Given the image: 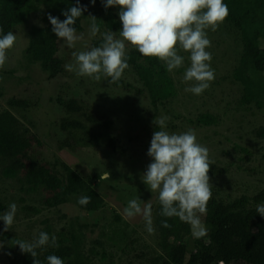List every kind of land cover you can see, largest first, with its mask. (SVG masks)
Wrapping results in <instances>:
<instances>
[{
  "label": "trees",
  "instance_id": "1",
  "mask_svg": "<svg viewBox=\"0 0 264 264\" xmlns=\"http://www.w3.org/2000/svg\"><path fill=\"white\" fill-rule=\"evenodd\" d=\"M88 1L79 0L82 6L87 7V11L74 25L77 34L83 32V24L92 15ZM75 3L76 0H0V27L3 28V34L8 31L15 33L27 30L29 43L25 49V58L30 65H39L51 79L63 76L67 71L64 68L66 60L60 55V40L52 32V25L47 17L51 14L63 21L65 17L62 11ZM224 3L228 6L229 14L219 26L240 50L228 80L241 91L237 102L239 106L246 109L257 107L261 110L264 108V0H224ZM42 7L47 11L45 17L40 19V22L46 23L45 26L32 23ZM118 12L117 7L105 10L102 5L92 16L98 19L101 30L118 34L122 27ZM101 42L95 41V45L98 46ZM126 52L129 63L127 72L130 73L133 83L139 84L141 88L121 81L116 86L132 89L147 99L155 115H161L162 112L170 114V106L179 93L171 73L166 70L163 62L154 57H142L130 45ZM63 93L60 90L55 99L64 112V116L56 123L61 134L57 143L59 151L72 154L87 150L114 152V120L102 116L85 100L65 98ZM6 107L0 112V181L15 182L17 187L20 186L19 191L26 195L40 194L38 204L41 207L24 204L27 199L20 197L18 202L23 205H17L18 214L32 220L43 210L59 209L66 205H72L77 212L59 231L54 229L49 220L43 221L44 226L40 232H47L49 236L55 235L59 247L45 246L37 249V259L46 264L47 256L56 255L64 264H95L99 253L93 247L87 248V235L84 231L87 225L83 221H87L88 216L104 207V198L95 187L98 177L83 176L64 159H44L41 152L45 143L35 132V124L26 116L33 108L30 100L10 97L6 101ZM195 123L198 126L216 125L219 117L203 113L197 117ZM255 135L264 139V127L255 131ZM242 151L245 152L246 149L242 148ZM210 161V180L222 179L230 173L231 164L221 165ZM81 196L91 197V202L81 206L77 202ZM5 200L3 202L0 199V214L13 203V196ZM260 202H264V189L255 191L253 195H249V190H246L234 197L224 195L220 188L212 186V197L207 204L206 215L201 217L207 228V235L195 239L191 236L189 225L179 218L159 215L161 206L157 200L152 206L158 252L149 254L148 258H145L148 254L141 252L135 260L132 259L126 264H219L220 261L224 264H264V217L256 212V205ZM165 219L171 224V228L161 226V221ZM119 220L116 217V221ZM1 224L2 221L0 242L3 247H0V264H33L29 254H22L18 246L10 243L13 239L27 240L10 231L3 232ZM127 227L130 226L126 224L123 229H117L110 225V236L106 231L101 233L108 237V241L96 242L102 247L100 261L105 262L108 259L109 253L104 249L105 245L118 248L122 244L125 249L134 250L132 246L136 240L130 239V234L125 229ZM28 228L31 230L33 226Z\"/></svg>",
  "mask_w": 264,
  "mask_h": 264
},
{
  "label": "rangeland",
  "instance_id": "2",
  "mask_svg": "<svg viewBox=\"0 0 264 264\" xmlns=\"http://www.w3.org/2000/svg\"><path fill=\"white\" fill-rule=\"evenodd\" d=\"M91 13L102 7V0H89ZM45 7L32 19V23L45 26L46 23L40 19L46 15ZM90 20L83 24L84 39L77 41L74 48H68L59 42L60 55L66 63H72L73 51H87L96 46L95 41H102L101 30L95 37L89 36ZM211 41V47L206 49L212 55L211 67L215 71V79L210 87L201 95L186 93L185 87L193 82L184 83L183 74L190 66L188 56L190 53L183 50L179 54L185 57L184 65L171 73L178 89V97L170 106L171 113L162 112L155 115L150 103L142 96H139L132 89H124L116 86V83H109V78L101 77L99 81L76 75L69 72L55 79L49 78L39 65H30L25 58V49L29 39L27 30H20L14 34L17 36L14 46L7 51V62L0 69V112L6 109V101L10 97H19L30 100L33 108L26 113L27 119L35 124V132L45 143L43 151L44 159L50 161L58 157L69 162L83 176H97L95 187L103 196L104 207L92 216L83 221L87 228H84L87 238V248L93 247L100 253L102 247L96 244L108 241V237L101 233L106 231L111 235L109 226L123 229L130 234L131 240H136L132 246L134 250L124 248L121 244L118 248L105 245L109 253L105 262L99 258L95 264H126L135 260L141 252L155 254L158 252L155 233L149 234L145 230L142 217L126 218L123 209L131 199L140 197L147 202L151 199L154 205L158 198L157 193L150 192L147 186L141 181V175L146 171L147 166L152 162L147 155L150 147L152 134L159 130L152 122L162 115L170 117L166 122L169 132H184L189 128L194 129L197 134V142L209 149V159L221 165L231 164L230 173L226 177L210 180L212 186L221 189L224 195L239 196L246 190L249 195L255 191L264 189V139L255 135V131L264 127V108L257 107L246 109L237 104L241 97V91L236 84H232L228 77L235 67L238 59L239 49L235 47L231 38L221 26L215 31L206 30ZM80 33H78L79 35ZM118 36V34H117ZM99 46V45H98ZM264 48V42L262 43ZM124 84L141 86L133 83L131 75L125 70L120 80ZM60 90H63V97L81 98L88 102L102 116L111 118L115 122L112 135L116 139L115 151L87 150L76 153L60 152L57 143L60 139L59 129L56 123L64 116V112L58 106L56 98ZM254 106V105H252ZM210 113L219 117V123L211 126H198L195 120L200 114ZM245 148L246 151H242ZM42 150V149H41ZM109 179H101L105 174ZM20 186L15 182L7 180L0 181V199L4 202L6 198L13 196V203L21 206L18 202L20 197L27 199L24 204H38L40 194H28L19 191ZM15 199V201H14ZM37 200V202H36ZM41 207V206H40ZM17 214L9 231L15 235L32 241L37 237L43 228V221L49 220L56 231L67 225L71 216L77 212L72 205H66L59 209H46L38 217L32 220L25 219L22 214ZM18 215V216H17ZM119 217V222L116 221ZM33 228L29 230L28 226ZM102 226V228H101ZM1 227H4L3 221ZM2 230V229H0ZM117 243L120 242L118 241ZM122 247V248H121ZM123 249H125L123 253ZM112 254V255H111Z\"/></svg>",
  "mask_w": 264,
  "mask_h": 264
},
{
  "label": "clouds",
  "instance_id": "3",
  "mask_svg": "<svg viewBox=\"0 0 264 264\" xmlns=\"http://www.w3.org/2000/svg\"><path fill=\"white\" fill-rule=\"evenodd\" d=\"M92 3L94 5L95 0ZM102 3L105 10L119 8L117 14L122 27L118 36L117 32L106 31L102 34L99 46L87 51H73V62L64 65L66 71L97 81L103 76L109 78V83L115 84L129 68L128 45L142 57H154L163 62L169 73L184 65L185 57L179 54L183 50L190 53V66L186 68L182 81L193 82L184 91L199 96L210 87L215 79V71L211 67L212 55L206 50L211 47L206 30L215 31L227 18L229 9L224 0H102ZM86 11L87 7L76 0L74 6L62 11L65 17L63 21L48 15L52 32L66 47L74 48L77 41L84 39V33L78 35L74 25ZM87 18L91 22L88 34L95 37L101 32L98 19L92 15ZM16 39L12 31L3 34V28L0 27V69L5 66L7 51L14 46ZM169 119L162 115L152 122L159 130L152 134L147 152L152 162L141 175V181L150 192L157 193L160 216L179 218L189 225L191 236L200 239L207 235L201 217L206 215L207 204L212 197L209 149L197 142L194 129L189 128L180 133L166 130ZM109 178L108 173L101 177ZM77 202L86 206L91 202V197L81 196ZM256 212L264 217V202L256 205ZM16 214V203L10 204L0 214L3 232L9 231ZM123 215L129 219L142 217L146 232L153 234L156 231L151 199L147 202L140 197L129 200ZM161 226L171 228L167 219L161 221ZM10 243L18 246L22 254H29L33 264H42L37 259V249L59 247L57 237L43 231L30 242L13 239ZM0 247H3L2 242ZM46 264H64V261L56 255H49ZM219 264L224 262L220 261Z\"/></svg>",
  "mask_w": 264,
  "mask_h": 264
}]
</instances>
